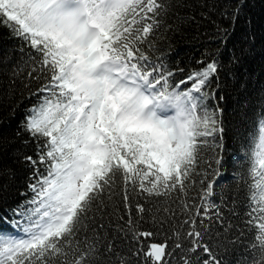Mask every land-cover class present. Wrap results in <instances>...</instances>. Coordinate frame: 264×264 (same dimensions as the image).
<instances>
[{"label": "snow or ice", "instance_id": "1", "mask_svg": "<svg viewBox=\"0 0 264 264\" xmlns=\"http://www.w3.org/2000/svg\"><path fill=\"white\" fill-rule=\"evenodd\" d=\"M185 7L0 0L15 38L0 106L23 107L0 128V264H264V16L213 0L215 47L185 72L157 44ZM233 92L244 131L226 193Z\"/></svg>", "mask_w": 264, "mask_h": 264}, {"label": "trees", "instance_id": "2", "mask_svg": "<svg viewBox=\"0 0 264 264\" xmlns=\"http://www.w3.org/2000/svg\"><path fill=\"white\" fill-rule=\"evenodd\" d=\"M183 2L187 7L183 9L180 15L186 16L187 19L170 20L169 23L174 24L175 30H166L163 36L158 38L157 44L162 50L167 49V56L172 63L178 64L187 72L189 69L199 66L200 56L205 52L206 48L215 47L212 41L213 30L216 23H222L224 18L219 17L217 9L211 7L213 0H183ZM216 2L219 3L221 0H216ZM248 2L250 15L255 22H259L261 17L264 16V0H248ZM205 5H208V7H205ZM205 12L208 13L207 16L204 15ZM241 26H243V22H241ZM14 40V37L10 38L6 29L0 28V56L3 55L8 47L13 45ZM0 79H3L4 84L7 83V77L3 73H0ZM4 84H0V90H2ZM237 99L238 95L233 92L231 99L226 101L227 113L225 119L229 121V127H226L223 136L222 160L220 161L221 171L220 176L216 178L218 192L220 186L228 193L235 185L240 183L235 177V172L240 168L236 157L242 155L241 141L238 138L237 129L243 132L244 128L237 123L239 120V116L236 115L235 102ZM22 111L23 107H20L16 110L15 115H9L7 109L0 106V128L18 126ZM20 148L28 150L22 144L21 139H13L9 152L11 153L13 149ZM16 167L19 171V164ZM189 198L195 199V193L191 192ZM156 239H162V237H157ZM233 255H238V253Z\"/></svg>", "mask_w": 264, "mask_h": 264}]
</instances>
